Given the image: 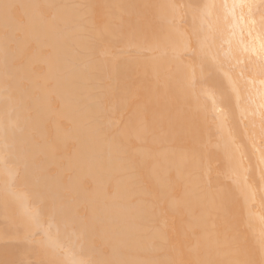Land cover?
<instances>
[{"label": "bare ground", "instance_id": "obj_1", "mask_svg": "<svg viewBox=\"0 0 264 264\" xmlns=\"http://www.w3.org/2000/svg\"><path fill=\"white\" fill-rule=\"evenodd\" d=\"M3 2L14 6L0 5V264H72L89 256L149 264H262L264 74L258 56L244 51L246 45H259L262 11L238 9L234 18L225 5L241 0ZM173 16L178 30L170 32L171 43L182 50L189 41L194 54L179 61L170 55L159 58L157 77L141 46L169 29ZM5 22L9 39L15 37L7 54L2 52ZM197 37L206 38L218 53L239 97L233 93L224 103L212 81L198 82V111L193 113L189 93L180 85L187 64L196 69L199 81ZM18 46L22 56H16ZM229 48L236 59L224 57ZM237 59L240 64L232 70ZM225 116L227 127L221 131L217 125ZM108 119L129 125L121 152L103 133L90 132ZM45 141L58 152L55 158L36 161L48 169L38 183L31 174L33 162L25 156L42 150ZM61 164H71L78 191L107 200L85 210L108 221L101 233L89 231L77 239L73 233L79 229L66 225L53 210ZM9 169L16 171L11 187ZM118 181H123L120 194ZM129 188L136 190L134 199L123 195ZM41 191L43 199L37 195ZM24 196L37 207L44 227L51 226L56 246L27 241L21 217ZM162 230L168 237L163 246Z\"/></svg>", "mask_w": 264, "mask_h": 264}, {"label": "snow or ice", "instance_id": "obj_2", "mask_svg": "<svg viewBox=\"0 0 264 264\" xmlns=\"http://www.w3.org/2000/svg\"><path fill=\"white\" fill-rule=\"evenodd\" d=\"M0 5H8L14 6L13 3L3 2L0 0ZM26 8H34L39 9L42 7H50L43 5H25ZM79 7H94L89 5H81ZM172 8H179L183 6L171 5ZM206 7H213L212 5H207ZM225 7L230 11L231 15L235 18L238 9H244L252 7H258L262 11V15L260 17L261 23V34L259 36V45L258 47L253 43L251 46H245L244 51H250L255 53L259 58V66L261 74H264V0H259L258 4H249L241 0L239 3H233L231 5H225ZM244 18L243 12L240 13V19ZM169 25V29H161L159 32L155 33L150 41H145L141 46L142 54L151 58L152 63V71L154 75L157 77L159 73L157 71V61L161 57L172 56L175 60H181L182 55H193L194 51L190 49V42L185 41L182 50L177 48L174 44L171 43L170 40V32L178 30L177 29V18L173 16L170 20L167 21ZM256 23L255 20L250 21L251 25ZM10 25L8 22H5L4 31L6 33L5 36V44L3 45L2 52L7 54L8 44L15 42V37L13 36L11 40L9 39ZM249 35H252L249 32ZM197 49L200 53L201 57V67H200V77L199 81L196 76V69L191 64L185 65L187 69V75L180 85V87L186 90L190 96V103L192 104V112L195 113L198 111V107L196 105V101L198 100V92L196 85L198 82L204 81H212L213 86L220 93V98L222 102L229 103L231 101L233 93L236 94L237 98L239 97V91L235 87V82L232 79V76L229 74V71H225L223 64L221 63L220 57L218 53L211 51L207 39L197 37L196 41ZM159 53V56L155 55ZM23 49L19 46L16 48V56H22ZM224 57L236 59L233 55L231 48L227 52L224 53ZM240 64V61L237 59L236 65L232 66V70L235 69L236 66ZM210 68L209 71L205 72V68ZM5 75L10 78V73L7 70V67L4 68ZM52 72H56V67L53 65ZM241 77L244 76L243 71L241 72ZM264 84V81H261ZM164 86H167L165 84ZM203 91V90H201ZM261 108L264 109V103L261 104ZM102 117L104 116L103 111H101ZM137 119L141 126L143 132L147 133L148 129L144 125L143 118L137 114ZM218 128L223 131L226 129V116L222 117L218 123ZM129 125L125 124L123 120L117 121L115 119H108L107 125L100 122L98 126L90 129L91 134L99 135L103 133L105 138L108 139L109 143L113 148L116 149L117 152L122 151V145L127 135ZM261 130L264 133V111L261 112ZM229 140L231 143H235L231 138V133L229 132ZM236 150L239 151V146H235ZM58 152L57 146L52 143L45 141V146L42 150H35L28 155L25 156L26 160H31L33 162V168L31 169V174L33 178L38 183L41 182L46 174L48 169L43 164H37L36 161H47L50 158H55ZM234 153L229 154V158L232 159ZM259 163L261 165V177L260 179L264 181V153H262L259 157ZM62 169V179L58 185V201L54 207V211L59 212L65 224L73 227L74 229L78 228L79 231H74V236L77 239L81 238L85 235L86 232H98L101 233L104 230L105 225L108 221L105 218L96 217L95 212L92 213V216L85 214V210L91 207L94 203H106L107 200L97 201L96 193L84 194L77 190L76 183L77 179L74 175V170L71 164H61ZM7 177L9 181V187H11V182L16 176L15 169H9L7 171ZM123 181H118L116 184V193L120 194V189ZM44 191L38 192L37 195L40 196L41 199L44 198ZM108 193L105 192L104 196L107 197ZM123 195L128 198H135L137 193L135 188L125 189ZM223 196L224 193L221 192V205L223 204ZM21 199V217L24 222L26 228V239L28 242L36 243L42 246H56V241L54 236L50 232L49 227H44L41 223L40 215L36 206L31 205L28 202V197L24 196ZM42 230V236L37 237V232ZM168 243V237L166 230H162L160 236V244L161 246L166 245ZM261 257L262 264H264V233L261 234ZM24 264H31L30 261H25ZM72 264H149V262L143 261H116V260H96L89 256L86 259H77L73 260ZM154 264V262H153ZM166 264H184L182 260H169ZM194 264H207V262L199 261L194 262Z\"/></svg>", "mask_w": 264, "mask_h": 264}]
</instances>
